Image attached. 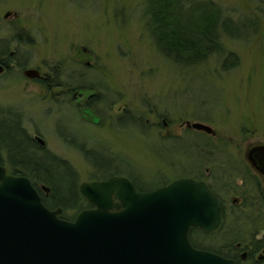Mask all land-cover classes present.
Instances as JSON below:
<instances>
[{
	"label": "rangeland",
	"instance_id": "1",
	"mask_svg": "<svg viewBox=\"0 0 264 264\" xmlns=\"http://www.w3.org/2000/svg\"><path fill=\"white\" fill-rule=\"evenodd\" d=\"M203 1L220 7L234 35L220 29L222 51L188 65L158 47L152 0H0V52L14 51L12 71L0 78V108L11 114L0 112V122L21 123L31 136L37 132L44 144H35L36 155L61 160L50 164L44 158L42 166L63 176H70L71 168L76 177L67 183L79 190L83 183L116 174L156 188L194 177L203 162L202 169L213 167L208 159L215 155L218 161L231 156L244 164L253 145L264 144V0L196 3ZM232 55L238 64L224 69ZM24 68L49 75L62 93L55 99L42 94L22 74ZM77 89H84L82 101L90 91L98 93L94 124L83 121L70 93H64ZM188 122L208 125L216 135L189 128ZM0 158L11 171L2 149ZM216 172L224 220L216 231H193L190 237L217 252L238 242L248 245L257 232L260 238L264 217L255 216L264 213L254 205L250 218L233 217L231 201L241 196L232 187L245 173L229 169L228 175L219 167Z\"/></svg>",
	"mask_w": 264,
	"mask_h": 264
},
{
	"label": "water",
	"instance_id": "2",
	"mask_svg": "<svg viewBox=\"0 0 264 264\" xmlns=\"http://www.w3.org/2000/svg\"><path fill=\"white\" fill-rule=\"evenodd\" d=\"M187 126L216 135L202 123ZM255 152H247L250 162ZM80 194L93 208L63 219V209L45 206L28 177L8 174L0 164V264H237L189 239L191 229L213 232L222 223L219 199L205 182L180 179L141 192L117 176L83 183Z\"/></svg>",
	"mask_w": 264,
	"mask_h": 264
},
{
	"label": "trees",
	"instance_id": "3",
	"mask_svg": "<svg viewBox=\"0 0 264 264\" xmlns=\"http://www.w3.org/2000/svg\"><path fill=\"white\" fill-rule=\"evenodd\" d=\"M151 8L153 37L161 51L178 63L198 64L212 53H220L223 48L220 41V29L230 36L234 35L232 22L224 19L220 7H216L212 2L152 0ZM237 64V57L232 55L224 62V69L235 68ZM34 148L35 145L25 136L18 123L0 122V149L8 154V163L11 166V171L8 170L9 173L28 177L36 187L34 177L37 180H42L43 184L51 189L53 196V200L43 198L45 206L49 209H63L61 218L73 221L75 215L70 216L68 212L73 211L78 215L84 208L89 207L76 184L71 187L67 183V179L74 180L76 176L71 168L70 176L67 174L63 176V173L53 175L52 171L48 170L49 167L42 166L41 160L49 159L50 164L51 162L61 163V161L49 153L38 157ZM0 164L3 165L1 158ZM46 168L48 169L46 170ZM193 231L204 233L200 229H192L191 233ZM189 239L195 248L214 252L217 250L200 245L193 237H189ZM216 253L225 256L222 251Z\"/></svg>",
	"mask_w": 264,
	"mask_h": 264
},
{
	"label": "flooded vegetation",
	"instance_id": "4",
	"mask_svg": "<svg viewBox=\"0 0 264 264\" xmlns=\"http://www.w3.org/2000/svg\"><path fill=\"white\" fill-rule=\"evenodd\" d=\"M13 55H14V51L10 50L9 47L1 50L0 65L4 68V72L0 74V78L4 77L6 74L12 71V68L14 67ZM17 65L21 66L20 63H18ZM25 69L26 68L22 69V74H24ZM38 72H40L39 69H38ZM32 79L33 80H29L31 84H33L39 90L41 89L42 94L44 93L49 94V98L55 99L56 96L58 97V95L62 93L61 92L62 87L60 86V84L57 81H55V79L53 80L49 75H44L40 73L38 76H35ZM83 91L84 89H79V90L77 89L73 92L69 90H64V93H68V94L70 93V97H71L70 100L73 102L75 101L76 108H78L80 115H82L83 121L94 124L95 123L94 122V109L92 106H93V102L99 98L98 93L94 94L92 91H90V94L85 96V98L82 101L78 99L79 98L78 96L83 95ZM115 105H114V108H115ZM1 110L2 109L0 108L1 113L5 112L7 114H11V112L9 113L8 110L7 112L1 111ZM95 117L100 118L98 116H95ZM96 124L101 125L103 123L101 121H98ZM18 125L21 127V130L24 131L25 136L28 137L29 141L33 145L40 143L37 137V132H36V135L31 136L29 132L27 131V129L21 125V123H18ZM162 125L166 128L168 127V123L166 122V120H163ZM168 135L173 137V134L170 132H168L167 136ZM251 149H254V151H256L252 155V162H250L246 158L245 160L246 162L243 164L241 162H237L236 159L231 156L226 157V160H227L226 162H222V161L217 160V155L210 156L208 159V164L213 165V167L211 166V168L210 167H207L205 169L203 168L204 169L203 170L202 166L205 163L204 162L202 164L200 163L201 166H199L200 164L198 165L199 169H197V174L194 177L187 176V177H180V178L172 179L171 181L164 183L156 188H152L149 186L142 187L138 181L133 180L132 178H129L127 176L120 175V174L111 175L101 180L98 179L95 181H103V180H107V179H110L112 177H117V176L126 177L141 192L154 191L158 188L169 185L172 182L176 180H180V179H194V180L202 181V182L207 183L208 186L212 189V191L217 195L220 205L222 207L223 220H224L226 203H225V200L222 199L220 192L217 189H215L218 183V179H220V177L217 176L216 167L217 168L219 167L222 173L228 174V175H230L228 172L229 169L233 171L234 173L238 172V170H243L245 174L244 176H240L238 180L240 181V184L235 186V188L232 187L233 192H235L236 194H239L241 197L233 199L231 201L230 206H231V214L233 217L234 215L236 217H239L238 215H241L242 216L241 219L246 220L247 218L251 217V215L248 212L252 213V211H255V210L257 211L262 210L264 213V144L253 145ZM8 174H10L9 171H8ZM43 186H45V184H42L41 186H37V187L35 186L37 190L39 191L42 197V200L43 198H45L46 200H53L51 189L48 187L49 190H43L42 189ZM251 189H256L258 191V194H260V197H257L258 194H256V196L254 195L252 196ZM251 198H254L256 200H252ZM88 205L89 207L84 208L83 210L93 208L91 204L88 203ZM254 205L256 206L255 210L252 209V206L254 207ZM51 210H56V209H51ZM261 217H264V214L261 216L259 215L255 216V218H261ZM252 221L254 220L252 219ZM262 221L264 222V219ZM191 231L192 229L190 230V232ZM190 232H189V237H190ZM257 234L258 232L254 234L255 238L251 240L250 244L242 245V243L238 242L232 247H229L227 251L223 250L222 252L225 254L226 258L234 260L237 264H259L261 261H263V264H264V227H263V234H261L260 238H258L259 235Z\"/></svg>",
	"mask_w": 264,
	"mask_h": 264
},
{
	"label": "bare ground",
	"instance_id": "5",
	"mask_svg": "<svg viewBox=\"0 0 264 264\" xmlns=\"http://www.w3.org/2000/svg\"><path fill=\"white\" fill-rule=\"evenodd\" d=\"M222 220H223V217H222Z\"/></svg>",
	"mask_w": 264,
	"mask_h": 264
}]
</instances>
